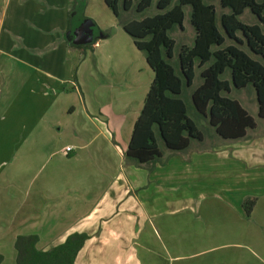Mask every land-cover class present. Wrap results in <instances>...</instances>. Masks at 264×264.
I'll list each match as a JSON object with an SVG mask.
<instances>
[{"label":"crops","instance_id":"crops-1","mask_svg":"<svg viewBox=\"0 0 264 264\" xmlns=\"http://www.w3.org/2000/svg\"><path fill=\"white\" fill-rule=\"evenodd\" d=\"M98 5V22L83 15L99 38L75 49L72 0H0L1 264L18 236L46 251L72 234L87 235L73 264H264V119L128 161L153 75Z\"/></svg>","mask_w":264,"mask_h":264},{"label":"trees","instance_id":"trees-1","mask_svg":"<svg viewBox=\"0 0 264 264\" xmlns=\"http://www.w3.org/2000/svg\"><path fill=\"white\" fill-rule=\"evenodd\" d=\"M119 1L122 13L127 14L133 7L132 0H104V5L131 38L136 50L144 55L153 75L125 151L128 161L139 167L147 166L161 159L159 142L170 153H178L186 150L191 141L202 140L203 135L188 117L180 97L184 87L192 86L196 70L201 83L190 94L192 106L220 139L242 140L247 131L256 127L249 113L228 97L230 87L237 90L251 87L257 102V118L264 119V65L248 54L264 62V0H219V7L227 10L219 17L220 28L215 7L201 0H157L158 13L141 20H126L120 15ZM152 1L139 0L135 13H143ZM172 2L175 3L170 7ZM84 3L85 0H72V9L80 16L70 30V37L86 19ZM185 6L190 7L193 43L191 47H179L174 67L171 61L175 56V42L168 37V32L174 26L182 29ZM245 11L256 18V24L247 25L239 20ZM95 30L96 26L94 40ZM109 33V30L104 32L105 36ZM227 71L229 79H221ZM254 204L253 198L244 200L242 206L247 216ZM86 239L85 234H72L62 244L40 251L36 248V236H18L14 242L15 264H73ZM1 261L0 257V264Z\"/></svg>","mask_w":264,"mask_h":264},{"label":"rangeland","instance_id":"rangeland-1","mask_svg":"<svg viewBox=\"0 0 264 264\" xmlns=\"http://www.w3.org/2000/svg\"><path fill=\"white\" fill-rule=\"evenodd\" d=\"M98 1L99 0H85L84 3V8L87 6L89 8L88 13L90 14L91 9L93 8V12L94 13V18H92V20L98 22V17H96V13L99 11V5H98ZM102 1V6L105 8L104 10H106L108 12V16H111L112 18L114 17L112 15V13L109 11V9H106L103 0ZM133 4H132V8L131 10L126 14L127 19H131V20H141L144 17H151L153 15H155L157 12L156 8H155V4L157 0H153L151 6L145 10L143 13H135L134 7L137 4V2L139 0H132ZM203 4L205 5H213L215 7V11H216V23L219 27V17L222 13H227V10H223L219 7V0H201ZM175 2H172L171 6L174 4ZM118 9H119V13L120 15L123 14L121 11V4L120 1L118 3ZM97 11V12H96ZM183 12H184V19L182 22V29L174 26L169 32H168V37L171 38L174 42H175V47H174V58L171 61V64L176 67V54L178 52V49L180 46H187V47H191L192 43H193V37H194V32L192 27L189 24V14H190V7L189 6H185L183 7ZM99 16V15H97ZM107 16V18H108ZM88 19V18H86ZM100 19V18H99ZM239 20L247 25H252V24H256L257 20L254 16H252L248 11H245L240 17ZM94 26H95V23ZM220 28V27H219ZM111 30V29H110ZM95 32L97 33V38H99V35L101 34V32L99 33V31L95 30ZM247 52V51H246ZM248 53V52H247ZM250 57H252L254 60L259 61L260 63H262L264 65V62L258 58L255 57L253 55H251L250 53H248ZM229 73L228 71L221 76V79H229L228 78ZM201 83V80L199 78V72L196 70L195 71V78L193 80L192 86L190 88H183L182 90V94H181V99L184 101L186 108H187V115L188 117L194 121V123L196 124L198 130L201 132V134L203 135L205 142L202 143L200 146H207L208 144H210L212 142V140L216 139V135L214 134L213 130L207 125V122L205 119H203L202 117H200L194 110L192 103H191V99H190V94L192 92L193 89H195L196 87H198ZM228 97L231 99L236 100L238 103H240V105H242V107H244V109L249 113V115L255 120V122H258V118L256 117V111H257V102H256V98L254 96V92L252 90L251 87H246L245 89H234L232 87H230V92L228 94ZM260 129L262 127H259ZM3 139V136H1L0 134V140ZM159 148L161 151L164 150L163 145L159 142Z\"/></svg>","mask_w":264,"mask_h":264},{"label":"water","instance_id":"water-1","mask_svg":"<svg viewBox=\"0 0 264 264\" xmlns=\"http://www.w3.org/2000/svg\"><path fill=\"white\" fill-rule=\"evenodd\" d=\"M94 23L90 19H84L72 32V45L85 46L94 41Z\"/></svg>","mask_w":264,"mask_h":264},{"label":"built area","instance_id":"built-area-1","mask_svg":"<svg viewBox=\"0 0 264 264\" xmlns=\"http://www.w3.org/2000/svg\"><path fill=\"white\" fill-rule=\"evenodd\" d=\"M65 151L69 152L70 151V148H66Z\"/></svg>","mask_w":264,"mask_h":264},{"label":"flooded vegetation","instance_id":"flooded-vegetation-1","mask_svg":"<svg viewBox=\"0 0 264 264\" xmlns=\"http://www.w3.org/2000/svg\"><path fill=\"white\" fill-rule=\"evenodd\" d=\"M94 34V33H93Z\"/></svg>","mask_w":264,"mask_h":264}]
</instances>
